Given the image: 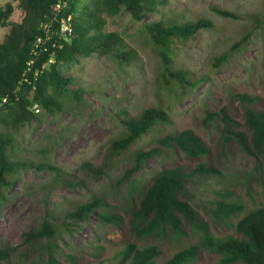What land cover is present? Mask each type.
<instances>
[{"label": "rangeland", "instance_id": "rangeland-1", "mask_svg": "<svg viewBox=\"0 0 264 264\" xmlns=\"http://www.w3.org/2000/svg\"><path fill=\"white\" fill-rule=\"evenodd\" d=\"M9 1L0 0V6ZM12 4L11 18L19 20L18 0ZM212 7L238 14H264V0H168L142 20L125 11L115 16L103 14L104 31L119 33L123 43L135 49L136 58L121 63L114 56L80 57L79 63L67 70L72 82L66 85L79 92V100L64 97L67 105L63 111L40 110L39 120L24 124L14 134L17 158L32 162V166L14 174L13 186L4 190L6 198L0 201V249L8 253L0 264H116L120 250L128 243L155 245L160 254L152 264H166L176 252L190 246L196 247L197 253L186 264H218L222 253L205 239L201 228L184 220L185 233L177 239L160 235L141 239L136 234L132 212L138 193L162 167L180 166L189 173L187 199L196 221L206 227L211 238L242 237L236 223L264 206V158L242 151L234 140L223 146L222 122L204 125L203 118L207 111L225 110L236 121L235 130L249 136L243 105L236 95L256 97V108L264 111V23L257 27L245 18H222ZM173 17L213 22L212 28L200 29L186 42L175 41L173 66L204 76L187 95L159 81L161 62L145 31L147 24ZM8 30L0 27V41ZM244 37L246 41L236 46ZM218 56H222L220 61ZM151 106L167 110L170 122L155 125L126 151L108 160L110 141L124 134L122 118L136 116ZM186 128L204 141L207 155L191 159L176 151L170 152L171 156L165 152L147 160L118 184L121 174L131 166L135 150L148 149L166 133ZM84 162L101 167L103 172L90 176ZM39 163L54 165L82 184L76 188L60 185L54 179L55 170L35 167ZM200 163L217 172H197ZM95 197L105 200L97 211L117 215L119 222L102 223L92 214L84 224H67L70 230L61 225L64 214ZM218 202L240 209L219 215ZM45 219L58 226L54 242L49 243L47 236L25 242L23 234L38 228Z\"/></svg>", "mask_w": 264, "mask_h": 264}, {"label": "trees", "instance_id": "trees-1", "mask_svg": "<svg viewBox=\"0 0 264 264\" xmlns=\"http://www.w3.org/2000/svg\"><path fill=\"white\" fill-rule=\"evenodd\" d=\"M12 1L16 0L0 6V27L9 28L4 40L0 41V201L6 198L4 190L13 186L14 174L19 169L32 166V162L17 158L14 137L24 124L39 120V114L34 112L32 105L36 103L39 111L52 113L64 110L67 105L63 101L64 97L79 100V92L69 90L66 85L72 82L67 70L78 64L80 57L92 54L114 56L121 63L136 58L135 49L126 46L119 33L104 31L103 14L115 16L125 11L133 19L142 20L168 0H67L66 6L59 11L54 10L56 0H18L21 10L19 20L11 18L14 11ZM212 9L222 18H245L257 27L264 23V14H238L221 7ZM67 16H70L68 24L71 31L61 33V19ZM47 23H50L47 49L41 51L29 67L28 62L33 58L32 43L37 36L45 34L44 25ZM212 27L210 19L178 21L176 17L162 18L146 25L145 31L161 62L159 81L162 84L170 90L180 88L181 94L187 95L203 81V75L196 76L190 70L173 66V55L177 49L174 44L175 41L186 42L200 29ZM245 41L246 37L241 38L236 46ZM216 59L220 61L222 56ZM236 97L243 105L244 125L249 136L235 130L236 121L225 110L219 113L207 111L203 124L220 120L223 146L227 141L234 140L242 151L264 158V111L256 108V97L247 94H237ZM121 122L124 124V134L110 141L106 152L108 160L126 151L155 125H164L170 120L167 110L151 106L136 116L123 117ZM172 151L191 159L209 152L204 141L191 129L170 131L158 138L156 145L133 152L132 164L121 174L118 184L130 178L150 158L164 156L165 152ZM43 166L55 170L54 179L60 185L76 188L82 184V181L66 177L54 165H35L37 168ZM83 166L90 176H98L103 172L101 167H93L89 162H84ZM197 167L199 173L217 172L214 167L202 163ZM188 178L189 173L180 166L162 167L157 171L152 181L138 193V202L132 212L136 234L141 239L157 235L177 239L185 233L182 228L184 220L191 226L201 228L205 239H210L212 247L222 253L218 264H264V206L247 213L236 223L235 228L242 237L213 239L206 227L196 221L195 211L186 196ZM132 188L136 190L134 186ZM104 201L102 197H95L77 205L64 214L61 225L67 228V224H84L92 214H96L102 223L119 222L117 215L97 211L105 205ZM217 209V214H228L239 210L240 206L218 202ZM57 233L58 226L45 219L38 228L24 233L23 240L31 242L47 236L48 242L53 243ZM196 253V247L183 248L166 264H186L195 259ZM159 254L160 250L155 245L138 247L135 243H128L120 250L116 264H152ZM7 258V251L0 249V261Z\"/></svg>", "mask_w": 264, "mask_h": 264}, {"label": "built area", "instance_id": "built-area-1", "mask_svg": "<svg viewBox=\"0 0 264 264\" xmlns=\"http://www.w3.org/2000/svg\"><path fill=\"white\" fill-rule=\"evenodd\" d=\"M66 4H67V0H56L54 4V10L59 11L63 9L66 6ZM68 21H70V16H67L66 18L61 19V26H60L61 33H64V32L70 33L71 30H70ZM44 28L46 31L45 34L42 36L41 35L37 36L32 43L31 55L33 56V58L30 59V61L28 62L29 67L34 63L35 58L39 56V53L47 49V42L50 40L49 33H48L50 29V23H47L46 25H44ZM32 109L36 113L39 112V106L36 103L32 105Z\"/></svg>", "mask_w": 264, "mask_h": 264}]
</instances>
